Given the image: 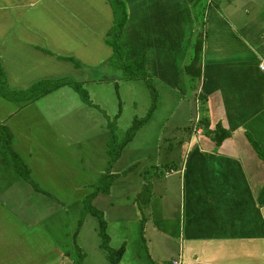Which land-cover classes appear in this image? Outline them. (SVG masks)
I'll return each instance as SVG.
<instances>
[{
  "label": "crops",
  "instance_id": "obj_1",
  "mask_svg": "<svg viewBox=\"0 0 264 264\" xmlns=\"http://www.w3.org/2000/svg\"><path fill=\"white\" fill-rule=\"evenodd\" d=\"M120 1L124 63L144 59L145 82L159 92L152 114L146 116L148 105L124 133L106 140L108 163L116 165L109 176L128 183L137 199V215L113 223L117 249L124 248L119 264H264V160L251 144L264 154V0H203L202 25L191 0ZM115 15L108 0H0V68L8 90L19 95L17 102L0 97V128L10 142L25 149L34 141L31 122L41 118L37 104L49 95L26 104L22 93L61 79L96 84L100 65L114 69L106 37ZM200 30L194 90L184 67ZM204 118L209 130L219 125L228 136L216 143ZM135 125L138 134L127 136ZM148 126L157 134L142 136ZM114 148L119 154L111 163ZM4 221L0 215V264H26Z\"/></svg>",
  "mask_w": 264,
  "mask_h": 264
},
{
  "label": "rangeland",
  "instance_id": "obj_2",
  "mask_svg": "<svg viewBox=\"0 0 264 264\" xmlns=\"http://www.w3.org/2000/svg\"><path fill=\"white\" fill-rule=\"evenodd\" d=\"M109 65L114 69L100 65L96 84L80 85L77 90L65 87L39 101L41 118L31 122H37V133L32 135L34 141L23 142L26 150L22 142H11L12 149L21 146L16 151L33 183L22 178L10 156L0 150V215L5 216L4 230L26 253V264H72L79 254L81 264H108L94 210L105 220L110 249L119 245L114 220L134 216L135 193L128 183L109 176L116 165L108 163L106 140L124 133L131 118L144 114L148 105L146 116L152 114L159 89L142 79H124L110 60ZM195 112L193 105V123ZM145 134L156 135V127H146ZM125 176L138 182L132 174ZM98 181L102 187L110 182L109 193L88 198L90 185Z\"/></svg>",
  "mask_w": 264,
  "mask_h": 264
},
{
  "label": "trees",
  "instance_id": "obj_3",
  "mask_svg": "<svg viewBox=\"0 0 264 264\" xmlns=\"http://www.w3.org/2000/svg\"><path fill=\"white\" fill-rule=\"evenodd\" d=\"M112 7L116 11V20H114L112 27L110 28L106 41L107 44L112 48V54L110 57V61L113 63V65L119 69L124 79L127 80H147L149 78V74L146 70V63L144 59L136 60L130 64H125L123 60L124 52L121 46L118 43V40L121 36L122 29L126 23V10L125 6L122 1L120 0H108ZM194 3V7L198 10V18L200 19L201 25H202V19L203 14L205 10V3L203 0H191ZM121 12H120V11ZM120 12L119 14L117 13ZM202 28V27H201ZM202 39H203V31H198L195 39V43L193 46V57L188 65L184 67V72L187 75L190 86L192 89H196L199 84L200 80V57L202 52ZM63 86H71L75 90L79 89V84L75 83L72 79H61L53 82H41L36 84L35 86L31 87L28 91L22 93L24 100H26V104L29 102V98L34 100L35 98H41L44 97L54 90L63 87ZM156 94V93H155ZM0 97L12 101L17 102L19 101V95H15L14 92H11L8 90L6 86V80L4 73L2 72V69L0 68ZM201 98V97H200ZM203 98V97H202ZM154 104L156 97H154ZM152 107V108H153ZM201 125L206 128V134H208L211 139H213L216 143H220L224 138L228 136L227 132L222 129L219 125L214 130L208 129V123L207 120L202 119ZM138 125L133 126L132 128L128 129L127 136L131 137L136 130L138 129ZM0 142L2 143V146L4 147L5 154L7 156H10V159L12 161V164L16 170V172L24 179L30 180L33 183V180L30 178V171L27 169L25 164L23 163L22 159L18 156V154L11 148V142H10V133L4 129L0 128ZM113 144V143H112ZM252 146L256 149V151L259 154V157L264 160V154L262 151L258 149L256 144L251 141ZM119 154V150L116 151L114 148L112 152H110L111 155V163L114 162V160L117 158ZM110 185V182L106 183L105 187L101 186L99 184V181L96 185H94L92 188V193L88 195V198H93L96 196V194L99 193H105L108 190V187ZM94 213L96 214L97 218H100L99 222V233L101 237V243L100 247L101 249L106 252V257L108 260V264H119L121 260V256L123 254L124 248L120 247L118 249H110L109 244V237L105 234V221L101 220V215L99 212L94 210ZM93 213V214H94ZM94 214V215H95ZM76 259V258H74ZM73 259L72 264H81L82 262V255L79 254L78 258L76 260Z\"/></svg>",
  "mask_w": 264,
  "mask_h": 264
},
{
  "label": "built area",
  "instance_id": "obj_4",
  "mask_svg": "<svg viewBox=\"0 0 264 264\" xmlns=\"http://www.w3.org/2000/svg\"><path fill=\"white\" fill-rule=\"evenodd\" d=\"M171 264H178V262H172Z\"/></svg>",
  "mask_w": 264,
  "mask_h": 264
}]
</instances>
